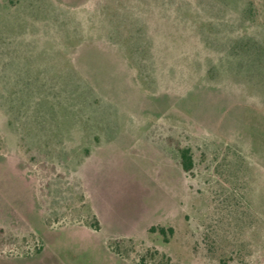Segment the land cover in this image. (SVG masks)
I'll return each mask as SVG.
<instances>
[{
    "label": "rangeland",
    "instance_id": "374dc122",
    "mask_svg": "<svg viewBox=\"0 0 264 264\" xmlns=\"http://www.w3.org/2000/svg\"><path fill=\"white\" fill-rule=\"evenodd\" d=\"M0 264H264V0H0Z\"/></svg>",
    "mask_w": 264,
    "mask_h": 264
},
{
    "label": "trees",
    "instance_id": "16d2710c",
    "mask_svg": "<svg viewBox=\"0 0 264 264\" xmlns=\"http://www.w3.org/2000/svg\"><path fill=\"white\" fill-rule=\"evenodd\" d=\"M182 164H183V167L185 170L191 169L192 159L186 152H184V154H183V163ZM160 231H161V233L166 234V230L164 227H161Z\"/></svg>",
    "mask_w": 264,
    "mask_h": 264
}]
</instances>
